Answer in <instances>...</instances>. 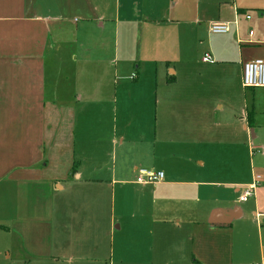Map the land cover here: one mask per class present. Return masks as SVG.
Returning a JSON list of instances; mask_svg holds the SVG:
<instances>
[{
	"label": "crops",
	"instance_id": "1",
	"mask_svg": "<svg viewBox=\"0 0 264 264\" xmlns=\"http://www.w3.org/2000/svg\"><path fill=\"white\" fill-rule=\"evenodd\" d=\"M219 3L218 23L229 24L230 32L217 36L229 44L241 35L243 20H252L247 19L252 4ZM254 4L261 6L254 20H263L264 0ZM142 6L143 0H0V231L11 250L13 244L19 247L17 256L30 258L23 264H257L251 229L243 223L250 216L234 195L259 180L249 178L251 151L247 155L243 150L255 137L253 128L264 127V121L253 104L240 99L239 91L237 98L229 97L235 89L229 70L235 68V79L243 83L244 64L264 59V49H241L236 59H227L221 56L231 46L224 44L196 59L199 53L187 48L182 34L169 35L157 43L170 55L165 52L164 70L155 71L153 91L141 85L139 72L115 68L109 77L107 67L97 65L80 72L79 65L89 61L95 26L103 28L112 20L118 31L121 22H145ZM17 33L24 41L20 46L13 45ZM206 54L214 58L212 64L203 61ZM48 68L51 81L46 78ZM79 72L83 82H77ZM129 80L135 84L122 92ZM250 89L264 94V88ZM199 92H210V97L197 98ZM153 95L151 125L147 103ZM72 98L75 106L98 100L103 105L112 98L113 110L128 128L135 124L138 129L135 137L126 139L129 150L139 146L166 158L167 153L185 154L189 143L207 145L204 140L218 138L221 144L220 136L226 135L233 143L229 160L206 146L204 155L212 159L206 171L198 170L202 162L167 164L164 180L148 189L153 208L122 210L119 223L110 226L103 163L77 158L74 109L68 107ZM191 101L215 106L212 112L200 104L185 108ZM141 123L145 133L154 129L150 142ZM126 140L121 138L120 144ZM142 191L136 201L146 195V189ZM262 231L256 225L261 251Z\"/></svg>",
	"mask_w": 264,
	"mask_h": 264
},
{
	"label": "rangeland",
	"instance_id": "2",
	"mask_svg": "<svg viewBox=\"0 0 264 264\" xmlns=\"http://www.w3.org/2000/svg\"><path fill=\"white\" fill-rule=\"evenodd\" d=\"M222 1L232 2L233 0ZM243 1L252 4L249 6L252 10L248 13L252 20H243L244 25L241 26V35L238 36L236 41H230L229 44H226L225 41L219 38L220 36L214 35L210 31L212 23L222 21L218 20L222 13L220 11L219 0H143L142 8L144 13L142 12V18L146 19L145 22L124 21L119 24L118 31L115 30L112 20H105L106 23L103 28L99 27V29L95 26L97 34H93L91 37L94 45H91L89 61L79 65L81 67L79 68L80 72L83 67L90 68L96 67V65L97 67H107L109 77L111 74L113 75L115 68H118L120 73L123 71H133L134 74H137L139 72L141 85L153 91L155 87V71L156 69L159 71L164 70L167 63L165 52L167 56L170 55V52L165 47L160 48L157 43L166 42L169 35L182 34V41L184 44L186 43L187 48L194 50V55L199 53L196 59H200L205 53L209 54L210 49L214 48L218 50L224 44L231 46L221 56L227 59H236L241 49L244 52H247L250 47L263 50L264 16L263 20H254L259 12L257 7L261 6L254 4L256 0ZM262 13L264 14V11ZM66 21L75 22V20ZM239 22H242V20H239ZM100 23H102V20L98 21V26ZM70 28L73 29L74 27L71 26ZM193 32H198L197 35H194L195 37H192ZM250 32L253 33L252 36H250ZM23 43V37L19 33L15 34L13 45L20 46ZM47 58L49 61L50 58ZM97 60L99 63H97ZM213 62L214 58L212 57V61L209 64ZM47 65L51 66L50 64ZM80 72L77 73V82L85 80L82 76L83 73L81 74ZM229 73L233 75L232 78L235 84V89L229 93V97L233 99L237 98V91H239L240 99L246 100L249 106L253 104L260 121H264V94L258 92L257 89L253 91L250 88H245L242 78L235 79V68L230 69ZM64 77L61 74L62 90L65 85ZM46 78L48 81L52 80L50 68L46 72ZM133 84L135 82L132 80L126 82L122 87V92L127 91L130 87L132 88ZM224 91L228 92V90ZM209 93L199 92L197 98L208 99L210 97L208 96ZM211 97L214 98L215 95L212 94ZM199 104L206 106L211 112L215 106V104H211L210 102L191 101L185 108H198ZM114 106L115 103L112 102V98L110 102L103 105L98 100L92 104L82 101L76 106L74 98H72V102L68 106L74 109L72 110V116L75 129L74 139L76 140L75 150H77V154L79 155L77 158L80 157L79 160H82L83 163H90L92 160L100 161L105 168V176L103 177L108 179V183L103 188V192L109 194L105 210L107 211V222L110 226L113 223H115L114 225L119 223L121 219L120 212L122 210L128 211L141 208L150 210L153 208V204L149 200L150 195L148 191L151 185L142 187L143 185L137 184L134 168L152 169L166 174L167 164L181 165L189 161L193 164L197 162L205 163L204 166H198V170L206 171L212 162V159L204 155V148L206 146L212 148L215 152H222L224 161L229 160L228 155L232 151L229 144L233 143L230 142L232 138L226 135L220 136L221 144H218L216 141L218 138L204 140V143L207 145H203L200 142L198 144L189 143L186 147L188 152L185 154L179 152L167 153L166 158H163L162 155L164 154H158L155 157L152 152H149V149L142 151L139 146L130 147L129 150L126 139L135 137L136 135H133L134 131H138V129L135 124L131 128H128V124L113 110ZM147 106L153 119L151 125H153L156 108L155 95L147 103ZM255 112L253 116H255ZM141 125L143 126L142 123ZM260 125L257 128H253L255 137L250 139L249 147L243 150L247 155H249V150L251 151V156L247 157L249 178L260 177L258 180V195L250 198L245 203H241V206L247 215L250 216V220H246L243 223L252 232L254 241V254L252 258L255 259V263L264 264V248L262 251L260 250L259 239L256 234V225L263 228L262 237L264 246V127L263 124ZM145 128L146 126H143L141 132L146 134L147 140L150 142V140L154 139V129L153 127H149L146 131L147 133H145ZM121 138H125L126 140L123 144H120ZM158 146L157 148L161 147L160 144ZM62 160L65 161L64 158ZM249 163H251L250 167ZM57 171H63V169L54 170V172ZM142 188L146 189V195L141 201H136L138 194H143ZM245 189L242 187L240 192L234 196H242ZM214 190L220 194L225 193L223 192V188L218 189L214 187ZM233 193L234 189L230 191L231 195ZM255 213H260L261 215L256 217ZM16 250H19V247L13 244L11 250L8 240L5 239V233L0 231V264H23L30 259L25 255L17 256ZM261 252L263 253L262 255ZM9 253L11 254L10 257H8ZM241 255L243 254H237L236 258ZM243 258H245L244 255Z\"/></svg>",
	"mask_w": 264,
	"mask_h": 264
},
{
	"label": "built area",
	"instance_id": "3",
	"mask_svg": "<svg viewBox=\"0 0 264 264\" xmlns=\"http://www.w3.org/2000/svg\"><path fill=\"white\" fill-rule=\"evenodd\" d=\"M247 19H250V16H247ZM210 31L213 34L224 35L230 32V25L226 23H214L211 25ZM203 61L211 62L212 58L210 55L206 54L203 57ZM243 86L245 88H264V59H256L244 64ZM257 178L260 179V177ZM163 180V172H157L150 169H138L136 173V183L140 185H154L162 182ZM257 186V180L253 184L248 185L242 196H240L239 201L241 203H245L250 198L254 197L256 195Z\"/></svg>",
	"mask_w": 264,
	"mask_h": 264
},
{
	"label": "trees",
	"instance_id": "4",
	"mask_svg": "<svg viewBox=\"0 0 264 264\" xmlns=\"http://www.w3.org/2000/svg\"><path fill=\"white\" fill-rule=\"evenodd\" d=\"M169 82H171V80H168Z\"/></svg>",
	"mask_w": 264,
	"mask_h": 264
}]
</instances>
